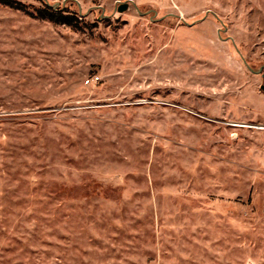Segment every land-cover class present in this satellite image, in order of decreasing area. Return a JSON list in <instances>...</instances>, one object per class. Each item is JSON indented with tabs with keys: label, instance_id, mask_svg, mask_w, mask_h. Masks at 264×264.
<instances>
[{
	"label": "rangeland",
	"instance_id": "obj_1",
	"mask_svg": "<svg viewBox=\"0 0 264 264\" xmlns=\"http://www.w3.org/2000/svg\"><path fill=\"white\" fill-rule=\"evenodd\" d=\"M16 1L0 264H264V0Z\"/></svg>",
	"mask_w": 264,
	"mask_h": 264
},
{
	"label": "trees",
	"instance_id": "obj_2",
	"mask_svg": "<svg viewBox=\"0 0 264 264\" xmlns=\"http://www.w3.org/2000/svg\"><path fill=\"white\" fill-rule=\"evenodd\" d=\"M0 4L18 10H25V7L16 0H0ZM60 8H54L48 4L44 8L38 9L36 17L48 20L57 24L67 25L74 29L79 28L80 20L78 17L65 13ZM32 14V13H29Z\"/></svg>",
	"mask_w": 264,
	"mask_h": 264
},
{
	"label": "water",
	"instance_id": "obj_3",
	"mask_svg": "<svg viewBox=\"0 0 264 264\" xmlns=\"http://www.w3.org/2000/svg\"><path fill=\"white\" fill-rule=\"evenodd\" d=\"M49 5V4H48ZM50 6H52V5H50ZM54 6H58V4H55V5H53L52 7H54ZM128 9V5H123V6H121V8H120V12H124V11H126ZM244 63L247 65V67H248V69L252 72V73H255V74H261V72L263 71V69H264V67H262L260 70H258V71H255V70H253L248 64H247V62L244 60ZM263 88V90H264V86L262 87Z\"/></svg>",
	"mask_w": 264,
	"mask_h": 264
},
{
	"label": "built area",
	"instance_id": "obj_4",
	"mask_svg": "<svg viewBox=\"0 0 264 264\" xmlns=\"http://www.w3.org/2000/svg\"><path fill=\"white\" fill-rule=\"evenodd\" d=\"M96 80H99L98 78ZM90 82V81H89Z\"/></svg>",
	"mask_w": 264,
	"mask_h": 264
}]
</instances>
